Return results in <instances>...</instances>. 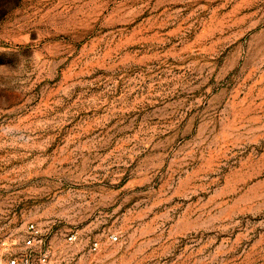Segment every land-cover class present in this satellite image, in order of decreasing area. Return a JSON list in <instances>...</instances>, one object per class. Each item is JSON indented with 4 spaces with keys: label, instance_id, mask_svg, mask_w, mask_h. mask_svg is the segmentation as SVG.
I'll list each match as a JSON object with an SVG mask.
<instances>
[{
    "label": "rangeland",
    "instance_id": "obj_1",
    "mask_svg": "<svg viewBox=\"0 0 264 264\" xmlns=\"http://www.w3.org/2000/svg\"><path fill=\"white\" fill-rule=\"evenodd\" d=\"M31 221L47 264H264V0H0V264Z\"/></svg>",
    "mask_w": 264,
    "mask_h": 264
},
{
    "label": "built area",
    "instance_id": "obj_2",
    "mask_svg": "<svg viewBox=\"0 0 264 264\" xmlns=\"http://www.w3.org/2000/svg\"><path fill=\"white\" fill-rule=\"evenodd\" d=\"M50 237L49 229H42L34 221L26 226L24 237V249L11 255L6 264H47L50 258ZM78 231L71 229L66 233L69 242L76 241ZM114 235V239H116ZM99 243L92 240L89 246L90 251L97 250Z\"/></svg>",
    "mask_w": 264,
    "mask_h": 264
}]
</instances>
